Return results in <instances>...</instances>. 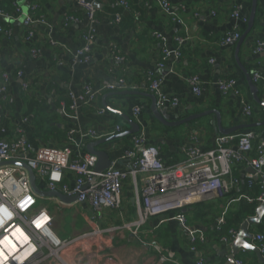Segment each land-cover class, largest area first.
Returning <instances> with one entry per match:
<instances>
[{
  "label": "crops",
  "instance_id": "crops-1",
  "mask_svg": "<svg viewBox=\"0 0 264 264\" xmlns=\"http://www.w3.org/2000/svg\"><path fill=\"white\" fill-rule=\"evenodd\" d=\"M126 1L128 8L114 6L113 0H96L98 23L93 56L90 63L80 64L75 63L72 56L83 46L82 35L89 23L79 11L76 0H15L13 8L17 5L22 15L11 10L10 0H0V8L10 12L5 11L10 18L2 20L10 34H0V87L4 81L3 74L9 75V95L13 99L3 114L9 118L11 128L25 132L34 150L40 146H68L76 154H90L87 146L99 140L83 142L81 134L94 129L107 135L116 126L123 127V132L101 140L123 134L130 129L123 114L140 125L139 134L149 145L160 148L168 166L185 160L182 147L189 142L191 135L199 148H213L216 137L221 134L217 132L212 114L190 123L188 127H167L155 120L151 111L152 94L146 89L148 73L162 77L165 93L179 102V107L168 108L170 121L211 110L220 112L224 128L264 121V110L254 102L246 80V73L252 78L255 74L260 75V79L254 82L264 101V52L258 54L254 51L256 41L264 40V0H258L254 25L239 47V40L226 47L221 46L220 41L236 29L241 32V37L246 33L252 0ZM160 1L168 2L182 23L173 21ZM37 6V16L46 17L48 26L38 25L35 28L32 43L41 50L40 55L35 57L32 44L26 39L23 17ZM235 11L239 13L238 18L233 17ZM68 15H77L80 22L63 27ZM118 15L121 16L119 23L116 22ZM178 37L189 38L183 44L180 58L175 55L179 49ZM51 41L56 42V46ZM164 50L169 56H165ZM114 55L124 60L117 61ZM160 63H163L162 68ZM19 71L23 72L21 79L15 76ZM192 76H198L201 82L200 94L194 92L189 82ZM227 77L238 80L246 100L254 105L251 118L243 116V104L239 97L219 90L217 82ZM120 79H124L129 86H118L111 92L101 90L105 83ZM23 83L30 85L29 92L23 91ZM85 85H90L94 91L101 90L94 105L83 106L77 113L64 110L63 104L68 103L69 92H82ZM134 86L138 89L133 90ZM30 99L45 100L50 105L51 126L56 130L47 142L33 138V117L23 115ZM136 107L141 108L137 118L133 115ZM246 131H254L258 135L254 147L264 141V127L237 133ZM131 146L132 136H127L98 145L95 150L106 151L112 166L125 169L128 166L125 155ZM252 173L251 167H235L233 177L239 179V189L223 198L186 208V228L176 219V213L150 218L138 229L126 228V225L139 220L137 193L131 179L125 182L121 206L115 210L103 209L96 213L89 203L64 205L57 199L39 197L38 204L45 203L39 208H48L54 216L55 212L62 213L65 221L70 222V236L68 228H62L59 223L54 225V234L64 242H76L72 259L55 264H196L200 257L209 264H227L236 240L232 243L223 241L235 229H227L228 217L242 205L255 203L245 201L243 196L255 199L260 192L247 187ZM74 180V174L65 173L66 184L73 187ZM228 181L232 182L230 178ZM43 183L46 184V180L38 179V184L45 185ZM142 189L140 177L139 195ZM259 207L257 204L255 215L249 218L256 217ZM246 220L236 227L237 235ZM263 228L264 218L260 224L250 225L248 230L255 236L262 233ZM192 233L204 238L196 251L191 249ZM248 242L256 245L253 239ZM84 256L88 258L86 262L82 259ZM235 260L244 264H261L252 250L240 249Z\"/></svg>",
  "mask_w": 264,
  "mask_h": 264
},
{
  "label": "built area",
  "instance_id": "built-area-1",
  "mask_svg": "<svg viewBox=\"0 0 264 264\" xmlns=\"http://www.w3.org/2000/svg\"><path fill=\"white\" fill-rule=\"evenodd\" d=\"M114 6L128 8L126 0H113ZM79 11L89 23L88 29L83 33V46L73 54L75 63L88 64L92 60L94 40L96 37L97 9L96 0H76ZM163 10L176 22L182 23L178 15L172 11L171 6L166 1H160ZM32 7L29 13L23 17V24L27 30L26 39L32 45V54L37 57L41 50L32 43L35 37V28L38 25L48 26L46 17L37 16ZM15 12L22 15V10L15 5ZM234 18L239 17L238 11L234 12ZM10 18L4 10H0V34H10L3 26L2 20ZM121 21L118 15L116 22ZM80 18L77 15L66 16L63 27L78 24ZM160 38V36L158 35ZM241 38V32L236 29L227 34L220 45L229 46ZM188 37H178L179 49L176 57L182 55L183 44L188 41ZM53 46L56 42L51 41ZM255 53L264 52V40L259 39L255 43ZM165 56H169L164 50ZM117 61H123L120 56L114 55ZM213 62V60H211ZM163 67V63L159 64ZM23 72L17 73V78L21 79ZM254 81L260 79L259 74L254 75ZM3 84L0 87L2 101L12 103L13 99L9 95L10 76L3 74ZM146 89L156 97L159 109L179 107L177 99L169 97L163 89V78L155 73L146 75ZM190 84L196 94L201 93V82L198 76L189 79ZM118 86L128 87L124 79L118 82L105 83L102 91H115ZM217 86L222 93L234 94L242 100V113L246 118H251L254 114V105L246 100L239 82L233 77L220 79ZM24 92H29L30 85L22 84ZM138 87L134 86L133 90ZM101 90L99 92H101ZM90 85H85L82 92H69L68 103L63 104V109L77 113L83 106L94 105L98 95ZM141 108L134 109V117H139ZM123 127L116 126L107 135L98 133L90 129L81 134V141L88 139L101 140L106 136H114L123 132ZM5 133V130H2ZM188 143L184 144L182 151L186 158L183 162L168 166L165 164L161 150L158 146L149 145L143 135L139 133L132 135V146L126 152L125 159L128 166L119 169L111 166L104 172L98 173L96 165L98 158L92 154L81 155L75 153L70 147L40 146L36 150L28 141L25 132L15 129L12 136L0 138V264H40L46 258L42 256V249H58L69 245L59 239V247L53 248L42 238L41 228L51 230L53 220L47 209L39 208V196L36 195L29 184V176L26 170L18 166H2L5 162L22 161L26 163L36 174L38 179L46 180L47 190L60 191L68 196H78L76 203H89L96 213L103 209H119L124 184L131 179L136 189V202L139 212V220L126 225V228L144 225L147 220L153 217H160L169 213H176V219L184 228L187 227V217L184 213L186 208L193 205L214 201L228 195L235 189H239L240 181L233 177L234 168L237 166L251 167L253 173L249 175L247 181L248 189L258 188L257 198L243 196V199L250 203L264 205V141L254 147V143L259 139L254 131L244 133H233L230 135H219L216 137L213 148L203 150L196 146L195 138L191 135ZM84 144V143H83ZM75 175L73 187L64 182L65 173ZM142 177L143 189L138 193V182ZM232 182H229L228 179ZM33 216L30 217V215ZM29 216V218H28ZM52 231V230H51ZM31 236L35 245L34 251L27 253L29 248L24 246L27 236ZM237 232L232 230L230 237L223 238L226 243L235 240ZM261 254L264 255V233L254 236ZM204 238L198 234H191L190 244L193 251L197 250L198 244L203 243ZM196 264H209L206 259L199 258ZM235 264H244L241 260H235Z\"/></svg>",
  "mask_w": 264,
  "mask_h": 264
},
{
  "label": "water",
  "instance_id": "water-1",
  "mask_svg": "<svg viewBox=\"0 0 264 264\" xmlns=\"http://www.w3.org/2000/svg\"><path fill=\"white\" fill-rule=\"evenodd\" d=\"M257 3H258V0H252V11H251V15H250L249 21H248V29H247L246 33L239 39V42L237 44L238 47L246 39L247 35L249 34L250 30L252 29V27L254 25L255 17H256ZM232 44H234V43H232ZM246 80H247L249 90H250V93L252 95L254 102L257 105H259L260 107H262L264 110V101L260 97L258 86L254 82V80L250 74L246 73ZM150 98L152 100L151 111L153 113L155 120L159 121L161 124H163L167 127H178V126H182V125H185L186 127H188L190 125V123L197 121L198 119L203 118L204 116H207V115H211V114L215 116V123L214 124L216 125L217 132L221 135H230V134L237 133L239 131H243L246 129L264 127V121H263L259 124H248V125L246 124V125H238V126L231 127V128H224L222 126L221 114L219 111H216V110H211V111H207L205 113H199L196 115H190L185 119H181V120H177V121H170V117L168 116V113H167L168 108H165L164 110L159 109L157 106L156 97L154 95H151ZM107 108L109 110H112V108H110L108 106H107ZM122 116L130 127V129L128 131H126L125 133L120 134L118 136H115V137L95 141L93 143H90L87 146L89 153L98 158V163L96 165V171L98 173L104 172L105 170H107L108 168H110L112 166V161H111L110 155L106 151H96L95 150V148L98 145L108 143V142H110L114 139H117V138H123V137H127V136L136 135L140 132V125L138 123L133 121L127 115L123 114ZM176 118L178 119V117H176ZM2 166H18V167H21L24 170H26V172L28 173V176H29L30 187H31L32 191L36 195H38L40 198L57 199L64 205L76 203L78 200L77 195L68 196V195H66L60 191H50V190L45 189L46 184L45 183H43L45 185L38 184V178H37L35 172L26 163H24L22 161L5 162L2 164ZM263 218H264V205H262L261 207L258 208L256 217L249 218L248 220H246L241 225L240 230L238 232V235L236 236V240L232 244V254L228 256L227 264H235V259L238 255V252L240 249L254 251L257 254L258 258L260 259V263L264 264V257L261 254L258 247L256 245L248 242V240H252L254 238V236L248 230L249 226L260 224L262 222Z\"/></svg>",
  "mask_w": 264,
  "mask_h": 264
},
{
  "label": "trees",
  "instance_id": "trees-1",
  "mask_svg": "<svg viewBox=\"0 0 264 264\" xmlns=\"http://www.w3.org/2000/svg\"><path fill=\"white\" fill-rule=\"evenodd\" d=\"M14 1L15 0H10L12 11L13 10L15 11V5L13 8V4H15ZM0 10H4L8 12L5 9L0 8ZM37 10H38V6L36 7L34 11L36 15H37ZM15 76L17 77V75ZM0 102L2 103V104L0 103V107H2V112L0 113V138H4L7 135L12 136L15 128H11L9 118L3 114V112L7 110L10 104L2 100H0ZM49 110H50V105L45 100L39 101L35 99H30L27 102V106L24 110L23 115L25 117H33L34 130H33L32 136L36 140L38 139V140L47 142L51 139V137L53 136L56 130V128H53L51 126V123L53 122V118L49 116ZM2 130H5L6 132L3 133ZM242 206L243 207L238 208L236 212L230 214V216L228 217V225H227L228 228L227 229L230 230L231 228H235L234 230H236V227L241 222L255 215V211L257 207L256 203L249 204V205H242ZM262 230H263L262 233H264V228Z\"/></svg>",
  "mask_w": 264,
  "mask_h": 264
},
{
  "label": "rangeland",
  "instance_id": "rangeland-1",
  "mask_svg": "<svg viewBox=\"0 0 264 264\" xmlns=\"http://www.w3.org/2000/svg\"><path fill=\"white\" fill-rule=\"evenodd\" d=\"M45 204L44 202H40L38 205H37V209H39V207L41 205ZM44 208V207H43ZM47 209L49 215L51 216L52 220H53V225L51 227V230L53 233H55L54 231V225H56V223L60 224L62 226V228L64 229H67L68 228V232H69V236L71 235V229H70V222L69 220L68 221H65L64 219V216H62V213H57L55 212V216L48 210V208H45ZM33 216V214L30 215V217ZM29 218V216H28ZM68 236V235H67ZM86 242V241H85ZM87 243H85L86 245ZM75 246H76V242L70 244V245H67L65 247H62V248H59L58 250V256L57 255H54L51 250L49 248H44L42 249V256L41 257H38L37 259L35 260H38L40 258H46V260L44 262H46L47 264L51 263V264H55V263H60L62 262L61 260H70L72 259L71 257L73 256L72 255V252L75 250ZM67 247V248H66ZM84 254V253H83ZM81 253V255H83ZM85 262L87 261L88 258H86L85 256L82 258Z\"/></svg>",
  "mask_w": 264,
  "mask_h": 264
},
{
  "label": "bare ground",
  "instance_id": "bare-ground-1",
  "mask_svg": "<svg viewBox=\"0 0 264 264\" xmlns=\"http://www.w3.org/2000/svg\"><path fill=\"white\" fill-rule=\"evenodd\" d=\"M41 233L40 235H42V238L44 239V241L46 240L48 242V245H52L53 248L55 247H59V239H57V237L55 235H53V232L51 230H49L48 228H41ZM33 243V240H32V237L31 236H27L26 237V240H25V243H24V246L27 245V247L29 248V250L27 251V253H30L31 251L33 252L34 251V247H36L35 245H32ZM59 245V246H58ZM67 248V247H66ZM52 253L54 255H57L58 256V250L56 249H53L52 250Z\"/></svg>",
  "mask_w": 264,
  "mask_h": 264
}]
</instances>
